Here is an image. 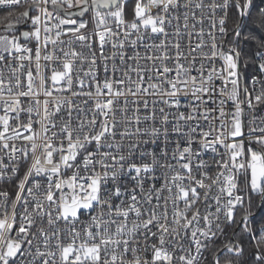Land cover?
I'll return each instance as SVG.
<instances>
[{"label":"snow or ice","instance_id":"6c2138e0","mask_svg":"<svg viewBox=\"0 0 264 264\" xmlns=\"http://www.w3.org/2000/svg\"><path fill=\"white\" fill-rule=\"evenodd\" d=\"M0 264H264V0H0Z\"/></svg>","mask_w":264,"mask_h":264}]
</instances>
